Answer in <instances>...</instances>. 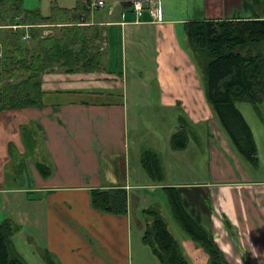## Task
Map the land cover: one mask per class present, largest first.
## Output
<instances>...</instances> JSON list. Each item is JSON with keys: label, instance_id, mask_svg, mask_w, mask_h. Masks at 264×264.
<instances>
[{"label": "crops", "instance_id": "obj_1", "mask_svg": "<svg viewBox=\"0 0 264 264\" xmlns=\"http://www.w3.org/2000/svg\"><path fill=\"white\" fill-rule=\"evenodd\" d=\"M79 1L45 14L51 19L33 29L40 38L71 39L67 47L75 51L84 47L88 63H59L42 73L41 106L0 111V218L19 227L15 251L26 264H47L49 256L57 264H131L144 243V209L158 207L165 218L159 200L141 189L174 186L192 216L211 230L227 264H264V101L259 111L252 104L262 118H254L253 128L248 123L257 148L251 160L224 126L225 136L219 127L198 129L218 117L206 99L204 67L202 74L179 31L186 19L169 11L158 17L150 6L138 17L130 0H104L97 8L93 0ZM204 1L209 12L200 19H225L226 1L241 0ZM227 18H264V11ZM154 97V115L171 125L178 121L165 135L145 126L148 135L162 136L145 149L157 154L160 179L147 169L144 149L131 160L128 136L145 118L139 106H152ZM239 111L248 114L246 107ZM182 122L188 141L175 147ZM191 135L203 136L201 143L190 142ZM134 163L146 171L140 177ZM9 166L28 170L30 186H7ZM118 188L127 195L124 214L92 206L93 190ZM183 232L172 234L190 264H209L207 252Z\"/></svg>", "mask_w": 264, "mask_h": 264}, {"label": "trees", "instance_id": "obj_2", "mask_svg": "<svg viewBox=\"0 0 264 264\" xmlns=\"http://www.w3.org/2000/svg\"><path fill=\"white\" fill-rule=\"evenodd\" d=\"M3 3L0 0V26L11 29L13 25L30 26L6 30L9 34L4 36L3 42H9V48L3 50L2 47L0 57V111L39 107L43 95L42 73L59 63L70 68L86 65L88 61L82 60L81 56L86 50L82 47L75 51L67 47L72 40H64L61 36L40 38L38 29H33L34 24L49 20L50 16L42 15L39 10H26L20 1L11 5ZM185 25L190 43L204 67L207 101L241 152L251 160L256 159L253 133L236 103L250 102L259 111L258 105L264 101V18L196 19ZM2 27L0 29H5ZM26 34L29 38L23 39ZM182 125L183 129L172 138L175 147H184L188 141L185 124ZM144 157L153 177L162 178L157 154L147 150ZM150 157L153 160L148 163ZM165 191L174 220L207 252L209 264H227L211 230L188 211L177 187H165ZM91 202L99 211L121 215L127 208L126 191L122 188L93 190ZM144 215L148 222L143 242L150 246L159 264H190L160 209L146 208ZM18 228L8 219L0 222V264H26L13 246L12 237ZM47 264L57 263L49 256Z\"/></svg>", "mask_w": 264, "mask_h": 264}, {"label": "rangeland", "instance_id": "obj_3", "mask_svg": "<svg viewBox=\"0 0 264 264\" xmlns=\"http://www.w3.org/2000/svg\"><path fill=\"white\" fill-rule=\"evenodd\" d=\"M3 1V5H11L14 2L20 1L21 6L24 9L28 10H39L42 15L45 14H51L52 10L54 11L56 7H73L77 4H79L78 0H1ZM160 1V0H159ZM242 1V3H241ZM239 2L234 1H226V5L224 4L223 12L225 15V18L236 16V15H250L253 13V11H264V2H259L255 0H241ZM162 4V10H164L163 14L160 17H164V14L169 11L171 13V17H176L180 19H186L185 21H181L179 26V31L181 34H183V37L185 38V44L188 45V48L193 53V56L196 57V60L198 62L200 72L203 74V68L202 63L199 61L201 58H198V53L194 50L192 44L190 43V40L187 35L186 31V25L185 23L188 21H191L195 18H203L204 14L209 12L208 6L206 5V2L204 0H161ZM242 4V5H241ZM104 6V5H103ZM243 7V8H242ZM159 16V15H158ZM168 17V16H167ZM231 19V18H229ZM1 25L0 27H2ZM9 27V26H3L2 28ZM18 25H13L12 29L16 30ZM12 30L11 28H5L0 29L3 30L0 32V43L2 44L3 50L9 48V42H3L4 36L6 34H9L6 30ZM11 42V41H10ZM12 42L10 46L12 47ZM158 103L156 102V97L153 98V104L152 106H146L141 107L139 106L138 110L140 114H143L145 118H140V128L139 129H132L129 131V144L131 146V160L134 159V154L140 150L144 149L145 151L146 147H149L154 142L155 136H159L162 138L161 135H158L155 133L154 135H148V131L145 129L146 124H151L155 129L159 130L164 135L166 134L167 130L173 129L175 125H178V121L174 120V123L171 125L169 119H161L159 117H156L154 115L155 112H157L153 107H156ZM237 107L244 108L246 107L248 109V114L245 116L247 119V122L251 125V127H254V118H262L258 115H260V112H257L250 102H244V101H238ZM239 108V109H240ZM216 116V115H215ZM218 119V118H217ZM215 118L216 123L208 122L207 125L201 126L198 125V129L203 130L214 127H219V130L224 134L225 136V129L222 127V122L220 120L217 121ZM184 123V122H182ZM262 124L264 126L263 118H262ZM194 126H196L194 124ZM204 134H207L206 131ZM208 135V134H207ZM198 136L191 135L189 137L190 142H196V145H199L202 141L203 136H200L197 140ZM142 164V163H141ZM143 166V165H142ZM140 166L137 163H134L133 169L136 173L137 177L141 176V172H146L144 167ZM201 173H199L200 176ZM14 176H17V179H14ZM135 176V178H136ZM153 181H156L153 179ZM160 182V181H157ZM31 184L30 181V173L28 170L23 168L22 166H9L7 168V186L11 187H29ZM141 192L147 194L148 196H151L153 198H156L159 200L161 207L165 213V220L169 225L170 231L178 236L179 232H183L179 225L174 220L172 213L169 208V202L167 198V194L165 193L164 189L162 187L157 188L156 191H152V189H141ZM169 210V214L168 211ZM3 217V216H0ZM141 219L147 221V218L144 214L141 215ZM2 221V218H0V222ZM134 233L137 234V227L136 225L133 226ZM184 233V232H183ZM139 240V237H137ZM142 238V236H141ZM14 241L17 245L22 246L24 249L30 251V248L28 246H25L23 244V239L14 238ZM137 241V239H136ZM140 247L137 248V252L134 253L133 262L131 264H158L159 261L157 257L152 253L151 248L144 244L140 243ZM139 249V250H138ZM140 249H144V254L140 252ZM147 250L148 253L145 252Z\"/></svg>", "mask_w": 264, "mask_h": 264}, {"label": "built area", "instance_id": "obj_4", "mask_svg": "<svg viewBox=\"0 0 264 264\" xmlns=\"http://www.w3.org/2000/svg\"><path fill=\"white\" fill-rule=\"evenodd\" d=\"M132 2L133 8L136 11L138 17H140L148 6H150V10L153 12L155 15H159L158 17L161 16V7L158 2V0H130ZM105 5L104 0H93L92 6L97 8L99 6ZM2 55V46L0 43V57Z\"/></svg>", "mask_w": 264, "mask_h": 264}]
</instances>
